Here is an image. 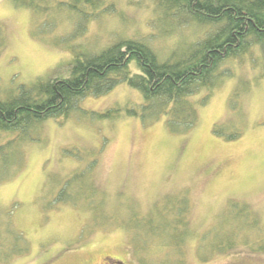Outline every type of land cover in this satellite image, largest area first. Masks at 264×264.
Instances as JSON below:
<instances>
[{
	"label": "rangeland",
	"instance_id": "1",
	"mask_svg": "<svg viewBox=\"0 0 264 264\" xmlns=\"http://www.w3.org/2000/svg\"><path fill=\"white\" fill-rule=\"evenodd\" d=\"M41 5L46 11L34 16L0 0L5 94L45 75L67 77L74 52L98 55L130 37L165 58L202 34L164 16L153 0H102L98 10L76 4L82 14L65 4ZM226 61L216 86L190 96L197 102L209 92L189 130L171 132L165 116L102 117L141 109L140 91L120 83L78 98L67 116L7 135L19 144L0 168V264H172L156 245L158 259L135 257L128 237H138L149 221L162 231L171 225L166 214L188 207L184 264H264V253L252 247L204 263L196 254L198 236L209 231L211 240L234 225L227 221L245 220L239 203L264 228V46ZM130 68L136 72L134 62ZM7 136L0 134V146ZM167 259L177 264L175 254Z\"/></svg>",
	"mask_w": 264,
	"mask_h": 264
},
{
	"label": "trees",
	"instance_id": "2",
	"mask_svg": "<svg viewBox=\"0 0 264 264\" xmlns=\"http://www.w3.org/2000/svg\"><path fill=\"white\" fill-rule=\"evenodd\" d=\"M153 1L163 10L164 16L172 19L177 25H189L193 29L196 28V31L200 30L202 34L198 38L195 37L194 41L185 42V47L173 48L165 58L159 57L143 41L130 37L122 38L112 42L98 55L74 52L67 77H59L57 73L52 74L53 76L45 75L36 78L30 85H21L6 94L0 85V134L7 136L17 131L25 133L44 120L58 115L67 116L76 108L75 102L78 98L89 93L105 94L120 83L140 91L143 97L141 109H126L123 115L119 114L120 109H111L102 114V117L116 119L123 116H140L145 121L165 116V123L171 132L189 130L195 126L198 122L197 106L205 105L209 92L197 102L190 101V96L217 85L223 62L243 55L254 45L264 46V0ZM13 2L15 6L31 10L34 16L42 15L47 8L41 4L49 2L55 7L65 4L75 8L79 14H82L81 10L85 7L93 10L103 7L102 0ZM76 4L82 6L81 10ZM2 40L3 36L0 35V48L4 43ZM132 62L135 63L136 72H132L130 68ZM6 140V143L0 146L2 172L10 164V160L6 158L11 152L14 154L18 151L16 149L19 144L15 147V139L10 136H7ZM232 204L234 202H231L225 211L224 222L227 221L228 209ZM238 205L239 214L245 215L242 223L238 220L241 216H236L234 221H227L234 222V225L226 227L211 240L205 239L209 231L195 239L197 259L200 262L204 263L217 255H227L251 247V251L264 253V228L259 227L257 217L250 214L251 210L247 205ZM164 221L174 227L163 224L165 228L160 231L161 227L149 221L138 237L133 233L129 235L128 242L135 253L133 255L136 257L137 252L140 256L141 253L146 255L149 260L158 259L155 257L157 254L153 255L152 249L156 245L159 249L157 250L164 255L160 259L174 264L173 259L167 257L175 254L177 264H184L182 258L188 235L184 229L189 223V207L184 212L171 211L166 214ZM178 226H181V229H178ZM167 236H170L171 240ZM137 259L148 263L142 258Z\"/></svg>",
	"mask_w": 264,
	"mask_h": 264
},
{
	"label": "water",
	"instance_id": "3",
	"mask_svg": "<svg viewBox=\"0 0 264 264\" xmlns=\"http://www.w3.org/2000/svg\"><path fill=\"white\" fill-rule=\"evenodd\" d=\"M114 263H116V264H124V263H122V262H115V261H114Z\"/></svg>",
	"mask_w": 264,
	"mask_h": 264
},
{
	"label": "bare ground",
	"instance_id": "4",
	"mask_svg": "<svg viewBox=\"0 0 264 264\" xmlns=\"http://www.w3.org/2000/svg\"><path fill=\"white\" fill-rule=\"evenodd\" d=\"M58 7V6H57ZM75 105H76V102H75Z\"/></svg>",
	"mask_w": 264,
	"mask_h": 264
}]
</instances>
